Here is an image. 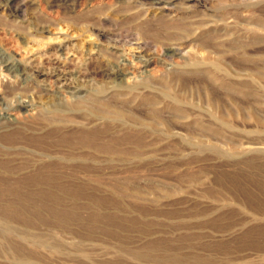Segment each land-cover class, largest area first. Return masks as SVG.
I'll use <instances>...</instances> for the list:
<instances>
[{
    "label": "rangeland",
    "instance_id": "rangeland-1",
    "mask_svg": "<svg viewBox=\"0 0 264 264\" xmlns=\"http://www.w3.org/2000/svg\"><path fill=\"white\" fill-rule=\"evenodd\" d=\"M0 114V264H264V0H0Z\"/></svg>",
    "mask_w": 264,
    "mask_h": 264
},
{
    "label": "bare ground",
    "instance_id": "bare-ground-1",
    "mask_svg": "<svg viewBox=\"0 0 264 264\" xmlns=\"http://www.w3.org/2000/svg\"><path fill=\"white\" fill-rule=\"evenodd\" d=\"M155 5H160L161 6V3L157 2V3H155ZM159 10L162 11V12H164L165 11V8L164 7H160ZM166 51L168 52L167 55L170 56V57L177 56L178 55V51L175 50V49L168 48ZM140 58L141 57H137L136 59H134V58H131L129 56H123L122 55V56L118 57V59H117L118 61L111 67V69L107 72V74L108 75H114L117 79H120V80L123 78V80L124 79H127V81H129L131 79H133V81H136V80L138 81V80H140V79H138V74H139L138 73V69L139 68H145L146 69V68H149L150 66H153V64H151L149 61H145L144 59H142V58L140 59ZM7 65L9 67V70H13L16 73H19L20 67H19L18 63L11 62V63H8ZM155 68H156V65H155V67L153 69H155ZM61 70H65V69L63 68ZM146 72H147V69H146ZM36 73H38L37 76H46V77H49L48 78L49 81L53 84L51 86V88L52 87H55L56 85L58 86V84H59L58 81L59 80H56L55 78L62 76L60 70H56V71H54L52 73H48V74L47 73H44L42 71H36ZM67 91H68V89H67ZM69 91L68 92L64 91L63 93H70ZM25 107L28 108L30 106H26L25 105ZM12 116H14V118H15V119L11 120L12 122L19 123V122H21L23 120V118L19 117L18 115H12ZM7 117H4L2 114H0V124ZM245 149L246 150H263L264 148L259 147V146H255V145H249Z\"/></svg>",
    "mask_w": 264,
    "mask_h": 264
}]
</instances>
